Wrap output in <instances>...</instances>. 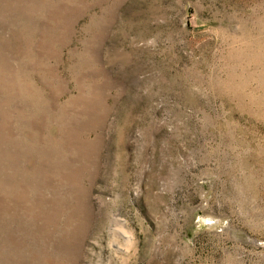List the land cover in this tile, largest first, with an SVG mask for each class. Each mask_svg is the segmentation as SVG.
<instances>
[{
	"label": "rangeland",
	"instance_id": "1",
	"mask_svg": "<svg viewBox=\"0 0 264 264\" xmlns=\"http://www.w3.org/2000/svg\"><path fill=\"white\" fill-rule=\"evenodd\" d=\"M0 264H264V0H0Z\"/></svg>",
	"mask_w": 264,
	"mask_h": 264
},
{
	"label": "bare ground",
	"instance_id": "2",
	"mask_svg": "<svg viewBox=\"0 0 264 264\" xmlns=\"http://www.w3.org/2000/svg\"><path fill=\"white\" fill-rule=\"evenodd\" d=\"M127 239H129V238H127ZM127 244H130V242H129V241H127Z\"/></svg>",
	"mask_w": 264,
	"mask_h": 264
}]
</instances>
